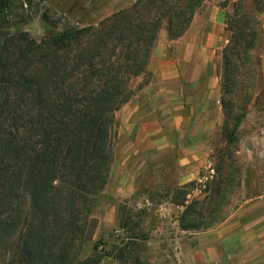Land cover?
Here are the masks:
<instances>
[{
  "label": "trees",
  "instance_id": "1",
  "mask_svg": "<svg viewBox=\"0 0 264 264\" xmlns=\"http://www.w3.org/2000/svg\"><path fill=\"white\" fill-rule=\"evenodd\" d=\"M206 1L135 0L39 41L0 34V264L99 263L83 252L115 159L117 113L148 83L161 33L180 39ZM246 2L228 15L231 39L216 54L225 148L257 90L264 0Z\"/></svg>",
  "mask_w": 264,
  "mask_h": 264
},
{
  "label": "crops",
  "instance_id": "2",
  "mask_svg": "<svg viewBox=\"0 0 264 264\" xmlns=\"http://www.w3.org/2000/svg\"><path fill=\"white\" fill-rule=\"evenodd\" d=\"M195 17L180 39L160 36L148 65L152 79L117 113L121 162L109 176L117 195L141 188L185 192L220 148L223 112L214 52L223 42V14L212 10L203 29ZM248 204L210 230L184 232L187 237L176 239L178 263L166 264H264V196ZM113 217L110 211L99 226Z\"/></svg>",
  "mask_w": 264,
  "mask_h": 264
},
{
  "label": "rangeland",
  "instance_id": "3",
  "mask_svg": "<svg viewBox=\"0 0 264 264\" xmlns=\"http://www.w3.org/2000/svg\"><path fill=\"white\" fill-rule=\"evenodd\" d=\"M5 1L6 7L0 14V34L26 35L39 41L70 27L96 26L135 0ZM216 9L223 14L224 30L222 45L214 52L221 98V56L216 54L231 39L228 15L250 10L251 4L246 0H207L196 13L197 26L207 28L210 12ZM258 18L264 28V17ZM160 36L167 39L164 32ZM261 38L254 54L257 90L236 143L227 148L222 114L220 148L210 156L201 174L207 176L211 166L213 177L207 179L203 188L194 185L185 192L162 193L141 188L132 196L117 195V184L109 178L93 215L100 222L111 211L115 218L104 220V225L98 224L95 236L84 249V257L101 256L98 264L178 263L176 239L185 236L184 232L192 236L195 232L210 230L230 215L246 209L251 200L264 196V35ZM120 162L115 150L113 174L117 173Z\"/></svg>",
  "mask_w": 264,
  "mask_h": 264
},
{
  "label": "built area",
  "instance_id": "4",
  "mask_svg": "<svg viewBox=\"0 0 264 264\" xmlns=\"http://www.w3.org/2000/svg\"><path fill=\"white\" fill-rule=\"evenodd\" d=\"M208 169H210V170H209V173L207 176H200L199 177V179L197 181V188H203L207 179L213 177V170H211V166H209Z\"/></svg>",
  "mask_w": 264,
  "mask_h": 264
}]
</instances>
